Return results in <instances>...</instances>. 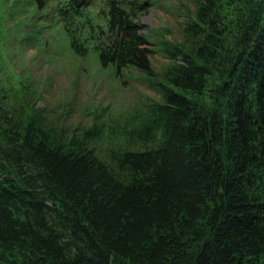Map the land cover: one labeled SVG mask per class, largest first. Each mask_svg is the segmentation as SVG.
<instances>
[{"label":"trees","instance_id":"obj_1","mask_svg":"<svg viewBox=\"0 0 264 264\" xmlns=\"http://www.w3.org/2000/svg\"><path fill=\"white\" fill-rule=\"evenodd\" d=\"M96 1L59 16L76 55L92 42L117 76L153 79L161 101L123 135L145 149L103 160L97 130L67 137L0 85V264H264V0H195L161 80L149 2L100 0L96 27Z\"/></svg>","mask_w":264,"mask_h":264},{"label":"rangeland","instance_id":"obj_2","mask_svg":"<svg viewBox=\"0 0 264 264\" xmlns=\"http://www.w3.org/2000/svg\"><path fill=\"white\" fill-rule=\"evenodd\" d=\"M67 1L41 6L37 0H0V85L8 102L18 109L36 104L45 123L67 137L97 130L92 147L103 160L118 149H145L123 135L142 121L149 105L161 101L153 79L134 68L117 76L113 65H101L92 42L81 41L88 51L76 55L58 12ZM141 1L149 2L139 21L156 50L151 64L161 80L170 65L166 49L186 43L196 1ZM104 8L99 0L86 11L96 27L106 25Z\"/></svg>","mask_w":264,"mask_h":264}]
</instances>
